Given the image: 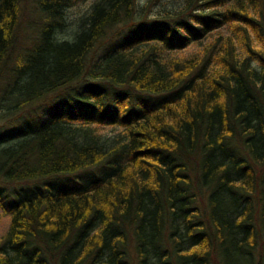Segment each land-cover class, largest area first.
Returning <instances> with one entry per match:
<instances>
[{"label":"trees","instance_id":"1","mask_svg":"<svg viewBox=\"0 0 264 264\" xmlns=\"http://www.w3.org/2000/svg\"><path fill=\"white\" fill-rule=\"evenodd\" d=\"M0 209V264H264V0H0Z\"/></svg>","mask_w":264,"mask_h":264},{"label":"rangeland","instance_id":"2","mask_svg":"<svg viewBox=\"0 0 264 264\" xmlns=\"http://www.w3.org/2000/svg\"><path fill=\"white\" fill-rule=\"evenodd\" d=\"M80 4H81L80 6H82L83 2H81ZM79 9L80 8L73 7L71 11L78 14L77 12L79 11ZM8 224H9V216L7 214L1 213V209H0V235L4 233Z\"/></svg>","mask_w":264,"mask_h":264}]
</instances>
